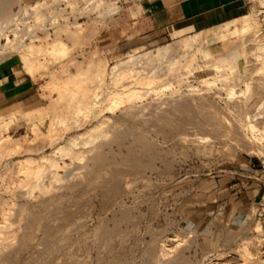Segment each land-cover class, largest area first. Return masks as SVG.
Wrapping results in <instances>:
<instances>
[{
	"label": "rangeland",
	"instance_id": "rangeland-1",
	"mask_svg": "<svg viewBox=\"0 0 264 264\" xmlns=\"http://www.w3.org/2000/svg\"><path fill=\"white\" fill-rule=\"evenodd\" d=\"M247 1L217 35L169 38L140 0H0L1 43L28 36L0 64L40 92L0 111V264H264V0Z\"/></svg>",
	"mask_w": 264,
	"mask_h": 264
},
{
	"label": "crops",
	"instance_id": "crops-1",
	"mask_svg": "<svg viewBox=\"0 0 264 264\" xmlns=\"http://www.w3.org/2000/svg\"><path fill=\"white\" fill-rule=\"evenodd\" d=\"M142 23L158 35L179 38L202 32L217 35L249 12L247 0H140ZM40 97L36 82L20 62L0 64V111L32 106Z\"/></svg>",
	"mask_w": 264,
	"mask_h": 264
},
{
	"label": "bare ground",
	"instance_id": "bare-ground-1",
	"mask_svg": "<svg viewBox=\"0 0 264 264\" xmlns=\"http://www.w3.org/2000/svg\"><path fill=\"white\" fill-rule=\"evenodd\" d=\"M2 3H3V2H2ZM40 4H41V3H40ZM0 8H1V7H0ZM32 9H33V8H32ZM33 10H34V9H33ZM7 21H8V20H7ZM78 26H79V25H78ZM77 30H79V29H77ZM78 32H81V31H78ZM78 32H77V33H78ZM75 34H76V32H75ZM191 38H192V37H191ZM188 39H190V38H188ZM194 40H195V39H194ZM191 42H192V39L184 41V47H185V46L187 47L189 44H191ZM49 46H50V45H49ZM178 46H179V45H178ZM182 46H183V45H182ZM171 47H173V46H171ZM171 47H170V45H169V46L166 45V47L159 48L158 53H156V55L159 54V55H160L161 57H163V58H164V57H167L166 55H168L170 52H172V51H171ZM31 48H33V47H31ZM65 48H66V47H65V44L62 43V42L54 43V44L51 46V50H52V51H53V50H54V51L58 50V52H59V49H64V50H66ZM173 48H175V47H173ZM173 48H172V49H173ZM47 49H48V48H47ZM183 49H184V48H183ZM61 52H62V51H61ZM62 53H63V52H62ZM172 53H173V52H172ZM60 54H61V53H60ZM60 54H59V55H60ZM145 54H146V53H145ZM186 54H187V53H186ZM172 55H173V54H172ZM172 55H171V56H172ZM261 55H262V54H261ZM160 56L158 57V59H159V58L161 59ZM169 56H170V54H169ZM186 56H187V55H186ZM186 56H185V58H186ZM131 57H132V56H131ZM172 57H173V56H172ZM168 58H169V57H168ZM170 58H171V57H170ZM91 59H93V58H91ZM91 59H90V60H91ZM153 59H154V58H153ZM171 60H172L171 63H170V61H169V66H172V67H173V66L177 65L178 63H180V60H177V59H176V60H175V59H171ZM182 60H183V59H182ZM156 61H157V60H156ZM163 61H164V60H163ZM88 62H89V61H88ZM91 62H92V60H91ZM125 62H126V61H125ZM125 62H124V63H125ZM164 62H165V64H166L165 67L168 66L166 60H165ZM164 62H163V65H164ZM181 62H182V61H181ZM128 63H129V62H128ZM185 63H186V62H185ZM230 63H231V62H230ZM100 64H101V63H100ZM118 64H119V63H118ZM125 64H127V62H126ZM96 65H97V63H96ZM192 65H193V64H192ZM227 65H229V64L227 63ZM104 66H105V65H104ZM115 66H116V65H115ZM118 66H119V65H118ZM177 66H179V65H177ZM180 66H181V64H180ZM182 66H183V65H182ZM105 67H106V66H105ZM116 67H117V66H116ZM132 67H133V66H132ZM195 67H197V66H195ZM98 68H99V67H98ZM103 68H104V67H103ZM110 68H111V67H110ZM117 68H118V67H117ZM120 68H121V67H120ZM122 68H125V66L122 67ZM167 68H168V67H166V69H167ZM178 68H179V67H178ZM222 68H223V67H222ZM99 69H100V68H99ZM114 69H116V68H114ZM118 69H119V68H118ZM168 69H169V68H168ZM195 69H196V68H195ZM121 70H122V69H121ZM169 70H170V69H169ZM177 70H178V69H177ZM118 71H119V70H118ZM127 71H128V70H127ZM132 71H133V73H134L135 70H132ZM132 71H128V73H129V72H132ZM173 71H174V69L172 70V73H173ZM175 71H176V70H175ZM81 72H82V71H81ZM100 72H101V71H100ZM111 72H112V71H111ZM120 72H121V71H120ZM120 72H119V73H120ZM123 72H124V71H123ZM144 72H145V71H144ZM153 72H154V71H153ZM79 73H80V72H79ZM102 73H104V72H102ZM102 73H101V74H102ZM119 73H118V74H119ZM121 73H122V72H121ZM126 73H127V72H126ZM139 73H140V72H139ZM139 73H138V75H139ZM148 73H149V72H148ZM168 73H169V72H168ZM170 73H171V71H170ZM101 74H100V76H101ZM115 74H116V73H115ZM123 74H124V73H123ZM134 74H135V73H134ZM134 74H133V76H134ZM142 74H143V73H142ZM150 74H151V73H150ZM96 75H97V74H96ZM116 75H117V74H116ZM126 75L128 76V74H126ZM126 75H125V76H126ZM131 75H132V74H131ZM138 75H136V76H137L136 78H138ZM97 76H99V75H97ZM114 76H115V75H114ZM118 76L120 77L121 74H119ZM129 77H130V76H129ZM155 77H156V75H155ZM155 77L153 76L152 78H155ZM117 78H118V77H117ZM129 79H131V78H129ZM133 79H134L133 82L135 83V78H133ZM138 79H139V78H138ZM155 79H157V78H155ZM151 80H152V79H151ZM130 81H132V80H129V82H130ZM179 81H180V80H179ZM67 82H68V81H67ZM127 82H128V81H127ZM129 82H128V83H129ZM133 82H131V83H133ZM128 83H127V84H128ZM122 85H123V84H122ZM128 86H131V85L128 84ZM126 87H127V86H126ZM127 88H128V87H127ZM123 90H124V89H123ZM129 91H130V90H129ZM116 93H117V92H115L114 94H116ZM112 94H113V91H112ZM117 94H118V93H117ZM126 95H128V93H127ZM130 95H133V93H132V94L130 93ZM115 96H116V95H115ZM113 99H114V98H113ZM117 99H118V98H117ZM119 100H120V98L118 99V101H119ZM176 100H177V99H176ZM178 101H179V100H178ZM114 103H115V102H114ZM114 103H113V104H114ZM116 103H117V102H116ZM120 103H121V101H120ZM84 104H85V103H84ZM195 104H196V103H195ZM114 105H115V104H114ZM172 105H173V104H172ZM176 105H177V104H176ZM188 105H189V104H188ZM111 106H112V105H111ZM186 106H187V104H186ZM171 108H172V107H171ZM174 110H175V109H174ZM40 111H41V109H40ZM172 111H173V110H172ZM36 112H38V111H36ZM167 112H168V111H167ZM29 113H30V112H29ZM30 114H31V113H30ZM33 114H34V113H33ZM33 114H31V115H33ZM39 114H41V113H39ZM1 115H2V114H1ZM28 115H29V114H28ZM33 116H34V115H33ZM40 116H41V115H40ZM30 117H32V116H30ZM3 120H4V119H3ZM29 120H30V119H29ZM2 122H3V121H2ZM29 122H30V121H29ZM38 122H39V121H38ZM208 122H209V121H208ZM211 122H213V120H212ZM213 123H214V122H213ZM216 123H217V122H216ZM217 124H218V123H217ZM33 125H34L33 127L37 126V125H35V124H33ZM219 128H220V127H218V129H219ZM222 129H223V128H221V130H222ZM96 130H97V128H96ZM96 130H95V131H96ZM221 130H220V131H221ZM95 131H94V132H95ZM92 132H93V131H92ZM94 132H93V133H94ZM90 135L93 136L92 133H91ZM90 135H89V136H90ZM90 137H91V136H90ZM90 137H88V138H90ZM91 138H94V137H91ZM84 140H85V137H84ZM87 140H88V139H87ZM83 143H84V142H83ZM86 143H87V142H86ZM70 151H71V150H70ZM67 153H68V152H67ZM72 153H73V152H71V154H72ZM69 154H70V153H69ZM53 164H54V163H53Z\"/></svg>",
	"mask_w": 264,
	"mask_h": 264
},
{
	"label": "built area",
	"instance_id": "built-area-1",
	"mask_svg": "<svg viewBox=\"0 0 264 264\" xmlns=\"http://www.w3.org/2000/svg\"><path fill=\"white\" fill-rule=\"evenodd\" d=\"M22 17H23L22 13L20 11H17L12 17V19L7 23L10 24L11 22H13L14 24H18V22L22 19ZM16 29L17 28H10V30H8L9 33H7L6 36L4 37L3 43H1L0 41V62H2L4 59H8L11 56L15 55L13 53L17 49L25 47L28 36L23 37V39L21 40L18 39L16 34L14 33ZM253 179L258 180L256 176H253Z\"/></svg>",
	"mask_w": 264,
	"mask_h": 264
}]
</instances>
